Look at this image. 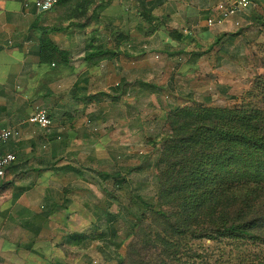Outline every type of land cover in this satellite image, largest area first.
I'll return each mask as SVG.
<instances>
[{
	"label": "rangeland",
	"instance_id": "rangeland-1",
	"mask_svg": "<svg viewBox=\"0 0 264 264\" xmlns=\"http://www.w3.org/2000/svg\"><path fill=\"white\" fill-rule=\"evenodd\" d=\"M119 2L111 0L107 16L115 19L121 16L123 11L118 7ZM249 13L245 15V20L249 18ZM255 14L257 18L254 23L247 25V21L242 20L245 22L242 27H235L237 31L219 35L222 41L217 45L214 40L199 41L198 49L194 43L190 44L191 40H178L180 43L177 46L174 44L165 52L160 39L147 40L141 70L132 71L129 79L131 83L139 79L161 86L165 88L164 92L155 93L146 89L148 95L136 97L132 91L134 87H130L128 93L120 96L115 104L108 97L98 100L97 92L112 95L113 74L108 72L106 61L93 67L84 63L81 56L74 60V65L81 68L80 64H84L82 68L87 67V71L92 74V84L85 93L75 91L74 75L62 81L64 68L44 66L45 75L41 78L34 76L35 83L31 89L17 88L16 92L9 91L6 97L0 99L17 112L14 119H19L25 113L29 115L39 108L46 109L48 113L55 112L57 117L54 121L50 118V130L62 117L60 101L68 104L67 110L83 111L79 114L83 116L81 127H76L80 140L78 145L72 147L76 155L73 160L72 156L68 159L72 160L69 162L74 166L84 170L85 175L80 178L69 177L68 187L63 184L53 186L49 194L51 202L36 204L38 208H34L35 211L53 212L43 223L45 239L55 245L60 244L63 236L70 232L95 231L98 222L85 202L96 205L98 201L106 199L112 212L122 208L120 200H127L126 191L116 193L119 199L104 194L98 185H104L108 191L113 190L112 186L102 182L96 172H112L121 168L126 173L137 167L142 155L155 161L159 156L158 149L163 148L159 141L170 132L162 122L168 105H188L193 101L206 109H264V11ZM57 15L46 14L43 20L49 25L60 26L61 21H57ZM35 18L31 13L20 14L15 21L23 29ZM67 35L71 34L66 31L55 34L53 38L62 47L67 46L68 41L69 45L78 47L75 49L78 57V52H84L88 40L85 42L84 35L74 32L71 39L66 41ZM111 41L113 39L108 42ZM180 50L186 51L180 53ZM169 52L173 55H169ZM191 52L203 54L197 63L190 61ZM170 82H173L174 89L169 88ZM42 89L52 92L53 96L45 95ZM63 92H67L65 99L61 95ZM78 96H82L83 100L76 108ZM24 98H27L25 102ZM103 118L105 121L100 123L98 120ZM8 126L12 125H3ZM157 134L161 136L158 139ZM154 139L157 140L155 147L152 143ZM7 146L5 144L4 147ZM10 166H17V160ZM206 169L213 171L210 177L215 176L214 173L218 175L217 179H212L214 184L219 185L220 191L213 204L206 203L203 209L192 212L174 203L172 196L164 197L159 203L164 215L148 214L137 233L123 244H120V239L115 242L98 241L87 250L61 245L54 256L58 258L59 252V258L65 264H264V169L258 175L255 167L247 168L242 177V171L235 175L236 172L231 169V172H227L219 166L213 169L206 166ZM152 173V170H134L125 176L128 180L133 179L135 183L142 184L143 195L151 197L154 195ZM4 185L6 188L13 185L12 179L6 177ZM18 192L17 187L13 189L12 198ZM65 192V198L71 199L69 204L62 201ZM24 205L34 206L21 202L13 210L22 211ZM121 211L126 212L124 209ZM24 220L16 221L21 223ZM37 220L36 223L40 222V218ZM231 225L245 226L251 236L229 234L226 228ZM117 244L120 246L118 253H115L114 247ZM117 254L122 257L121 260Z\"/></svg>",
	"mask_w": 264,
	"mask_h": 264
},
{
	"label": "trees",
	"instance_id": "trees-1",
	"mask_svg": "<svg viewBox=\"0 0 264 264\" xmlns=\"http://www.w3.org/2000/svg\"><path fill=\"white\" fill-rule=\"evenodd\" d=\"M75 1L57 0L56 5L49 11L33 10L36 18L28 27L27 42L32 46V55L41 66L67 68L71 65L70 50L61 48L53 38L55 34L66 31L70 33L79 31L85 36V42L88 40L84 47L83 61L89 66L97 67L101 61L113 62L122 53L121 43L128 37L126 38L122 33L115 34L113 42H108V37L115 29L107 24L109 16L106 11L111 0H77L76 3ZM141 10L140 17L147 25L137 30L149 37L160 27L154 24L155 17L152 9L141 8ZM52 13L59 14L56 19L61 21L60 26L49 25L43 20L44 15ZM66 22L68 25L65 26ZM221 41L222 36L217 38L214 44H220ZM141 54L144 57L146 51L142 50ZM202 55V53L192 52L190 61L197 63ZM125 59L133 58L125 54ZM112 70L109 69L108 72L111 73ZM111 74H113L111 81L114 82L111 83L112 95L105 92H97L96 95L101 101L105 97L111 98V102L115 104L120 96L128 93L130 88H127L128 85L119 76L116 75L118 77L116 80L115 74ZM168 86L174 89L173 82H170ZM89 87L88 77H85L75 91L85 93ZM130 87H134L132 91L136 97L148 95L146 89L155 93L166 91L161 86L143 80L134 82ZM78 98L83 100L82 96ZM165 112L162 122L163 126L166 125L170 129V132L166 138L159 141L163 148L158 149L159 156L155 161L152 162L149 157L142 155L137 167L126 173L121 168L112 172L103 170L96 172L102 182L112 186L113 190L108 191L104 185L99 184L104 194H111L112 197L119 199L116 193L126 191L127 200H120L122 208L115 213L112 212L106 199L98 201L96 205L85 202V206L90 209L98 224L95 225V231L66 235L64 239L68 245L87 250L98 241L113 240L115 242L120 239V244H123L137 233L147 220L148 214L164 215L159 204L164 197L172 196L173 202L179 203L184 210L192 212L203 209L206 203L213 204L220 191L219 185L214 184L212 179H217L218 175L214 173L215 176L210 177L213 171L209 172L206 166L212 169L219 166L227 172L232 170L236 172L235 175H239L242 171L241 177L247 168L255 167L258 175L264 169V109L255 107L206 109L192 101L188 105H168ZM98 121L102 123L105 118ZM160 137L156 135V139ZM156 139L152 142L154 147ZM145 169L152 170L154 175L152 183L154 195L151 197L143 195L142 184L135 183L133 179L128 180L125 176L134 170L142 172ZM73 172L77 176L85 175V171L81 169H73ZM122 209L126 212H122ZM47 220V217L40 218V222H35L34 226L38 230ZM226 231L236 236H251L245 226L231 225L226 228ZM119 246V244L115 245V253H118ZM117 256L118 259H122L119 254Z\"/></svg>",
	"mask_w": 264,
	"mask_h": 264
},
{
	"label": "crops",
	"instance_id": "crops-1",
	"mask_svg": "<svg viewBox=\"0 0 264 264\" xmlns=\"http://www.w3.org/2000/svg\"><path fill=\"white\" fill-rule=\"evenodd\" d=\"M34 1L0 0V99L3 96L6 97L9 91L16 92L17 88L31 89L35 83L34 76L41 78L45 75L46 69L32 55V46L27 42L29 25L23 26L21 29L15 21L20 14H33L35 8L30 5H33ZM234 1L236 0H120L118 7L122 9L123 13L117 19L109 17L107 22L110 28L119 29H114V32L108 37V41L114 39L115 34L120 33L128 39L121 43L120 51L122 53L116 57L117 59L113 62H106L107 69H113L112 73L121 76V80L126 82L127 88H130V85L135 82H130V73L141 70V63H143L141 52L147 48V40L160 39L161 47L165 49V52L168 51V47L177 46L180 43L178 40H191L190 44L194 43L199 49V41L214 40L215 42L219 35L233 33L236 30V22L241 27L245 21H247V25L252 24L257 18L255 13L264 11V0H249L250 6L224 25L213 29L206 26L207 19L219 4ZM26 4H28L27 7ZM141 8L152 9L155 17L154 24H158L160 27L149 37L137 30V28L147 25L140 17ZM248 12H250V16L245 20V15H248ZM242 20L245 21L242 22ZM66 25H68L67 22ZM74 32L80 33L79 31ZM74 32L68 33L72 35ZM71 35H67L66 41L71 39ZM181 37L182 39H179ZM59 46L70 50L72 60L71 65L64 68L62 81H66L67 76L74 75L75 89L85 77H88L91 85L90 75L92 74L87 71V67L83 69L84 64H80L81 68L74 65V60L84 56L85 52H78V57H76L75 49L78 47L69 45V41L67 46ZM180 53H182L181 50ZM125 54L133 59L126 60ZM169 55L172 56L173 53L169 52ZM44 92L45 95L47 93L53 96L52 92L47 89ZM66 93L61 94L64 99L67 97ZM26 99L24 98V102ZM75 102L77 108L82 100L79 99ZM67 105L66 102L60 101L59 107L63 110L61 119L51 130L44 131L36 125L29 124L28 120L32 113L29 115L25 113L19 119H14L17 112L12 111L9 104L0 100V130L13 128L20 133L18 138L6 143L8 144L7 148L4 147L5 145L2 148L4 153H12L16 156L17 166H8L5 170L4 183L6 177H9L12 179L13 185L7 188L5 185L0 187V264H50L51 262L65 264L59 258L61 254L59 255L58 252L57 258L54 253L59 251L61 245L77 249L75 246L68 245L64 238L70 233L83 232L65 234L60 244L52 245L44 237V224L38 230L34 226L37 218H48L53 213H49L47 210L43 212L34 210V208H38L36 204L50 201V188L61 184L68 187L69 177H81L73 172V169L81 168L73 166L69 161H72L76 155L74 151V153L72 152V147L78 145L80 140L77 128L81 127L83 116L79 114H82L83 111L79 113L77 110H67ZM49 114L54 121L57 117L55 112L52 111ZM5 124L12 126L3 127ZM23 124L25 125L22 127ZM71 156L73 158L69 160L68 158ZM16 187L19 191L18 195L12 198L13 189ZM63 195L62 201L69 204L71 199L65 198L66 192ZM21 202L34 206L24 205L22 211H14L13 208H18ZM17 219H25V222L20 223L16 221Z\"/></svg>",
	"mask_w": 264,
	"mask_h": 264
},
{
	"label": "built area",
	"instance_id": "built-area-1",
	"mask_svg": "<svg viewBox=\"0 0 264 264\" xmlns=\"http://www.w3.org/2000/svg\"><path fill=\"white\" fill-rule=\"evenodd\" d=\"M56 3L57 0H35L33 2V6L38 11L42 10L45 12L51 10L56 5ZM27 6L28 4H26V7ZM249 6V0H236L230 3H221L215 8L213 14L207 19L206 26L210 29L220 27ZM235 26L239 27L240 24L236 22ZM28 122L38 126L44 131H49L52 126L49 113L44 108L35 110L29 117ZM19 136L20 133L13 128H4L0 130V187L4 183L6 168L16 161V156L14 154L4 153L2 148L11 139L18 138Z\"/></svg>",
	"mask_w": 264,
	"mask_h": 264
},
{
	"label": "water",
	"instance_id": "water-1",
	"mask_svg": "<svg viewBox=\"0 0 264 264\" xmlns=\"http://www.w3.org/2000/svg\"><path fill=\"white\" fill-rule=\"evenodd\" d=\"M40 12H42V10H40Z\"/></svg>",
	"mask_w": 264,
	"mask_h": 264
}]
</instances>
